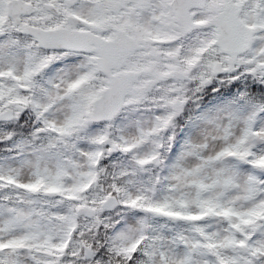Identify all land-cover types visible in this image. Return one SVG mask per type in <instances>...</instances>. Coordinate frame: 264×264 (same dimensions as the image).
<instances>
[{
	"label": "rangeland",
	"instance_id": "obj_1",
	"mask_svg": "<svg viewBox=\"0 0 264 264\" xmlns=\"http://www.w3.org/2000/svg\"><path fill=\"white\" fill-rule=\"evenodd\" d=\"M249 9V22L257 26L256 42L249 56L234 60L212 59L201 67L193 65L189 72L193 70L197 76L220 74L244 64L250 71L264 77V1L257 3L251 0ZM8 28L11 35L9 24L3 29L5 33H0L4 42L0 44V110L9 108L17 117L22 110L31 109L41 122L42 129L37 131L42 135V141H47V146L34 152L23 142L25 156L3 160L0 179L11 177L15 184L26 185L36 173L53 175V183L57 178L66 180L60 185L64 183V191L70 194L74 186L85 189L78 185L85 181L87 172H91L88 185L97 181L95 169L99 154L104 151V157L111 158L113 154L109 153L108 146L114 145L121 154L109 162L118 163V159L121 162L125 155H129V160L116 166L117 174H135L137 169L143 176L149 172L156 176L161 173L167 187L159 202L165 200L171 204L172 212H180L176 207L180 201L187 218L198 217L200 212L217 214V220L209 224L206 236L211 238L213 248L217 247L219 261L235 258L233 250H227L228 238L234 241L253 239L254 249L260 252L256 259L264 264V222L261 220L264 218V172L261 170L264 162V114L258 107L243 104L238 109L225 103L205 108L182 136L170 143L167 131L163 135L160 130L156 131L157 128L164 130L162 127L168 125L167 108L174 99L169 87H163L155 107H149L153 100L149 98L137 108L124 111L112 128L90 125L79 132L81 126L73 128L74 124L80 121H83V126L86 124L84 118L99 95L95 91L96 86H88L82 81L83 58L43 54L35 47L31 51V46L10 39ZM97 85L101 87L100 83ZM19 92L24 96L21 97ZM178 95L179 92L175 93V97ZM171 119L172 114L169 123ZM56 134H59L61 142H58ZM52 146L53 153L49 151ZM243 154L248 157L246 164L240 162ZM152 157H156L159 164L141 169V162ZM132 182L130 196L152 189L144 180ZM198 188L204 190L200 197L197 196ZM59 203L53 213L54 237L66 228L67 223L62 220L67 219L70 211L68 206ZM205 203L202 208L198 207ZM207 205L210 210L204 208ZM21 214L25 215V212L21 210ZM8 215L6 205H0V236L3 234L1 226L5 223L14 229H22L21 223L12 224L11 220H6ZM22 223L29 222L23 219ZM126 229L121 236L128 238L130 231ZM184 239L188 240L187 234ZM185 243L188 245L190 241Z\"/></svg>",
	"mask_w": 264,
	"mask_h": 264
},
{
	"label": "flooded vegetation",
	"instance_id": "obj_2",
	"mask_svg": "<svg viewBox=\"0 0 264 264\" xmlns=\"http://www.w3.org/2000/svg\"><path fill=\"white\" fill-rule=\"evenodd\" d=\"M170 1L0 0V21L9 23L13 32H20L23 27H34L46 31L64 29L89 37L96 36L94 29H98L99 38L105 41L111 40L114 35L123 38V33L130 39L127 42H136L143 48L125 60L120 69L140 71L141 75L148 71L165 76L168 84L182 85L186 76L184 69L191 58L187 54L191 52L192 57L199 56L198 51H193L195 46L211 43L213 30H195L181 37L169 7ZM233 1L223 0L218 5L214 0H206L202 10L189 11L191 22L205 21L218 6ZM12 7L18 13L13 19L8 12ZM86 58L89 67L93 57L86 55ZM202 58L199 57V60ZM170 64L174 66L169 67ZM96 75L105 81L101 74L96 72ZM205 77L204 81L207 80ZM48 177L49 183L43 189H26L19 206H11L12 202L8 201L10 206L6 205L9 213L6 220H16L22 224V229L1 226L0 264H53V175ZM169 208L162 209L158 219L136 210L131 217L133 226L128 238L121 236L123 227L111 232V221L102 216L99 221L97 264H194L192 259L184 260L180 258L182 254L174 253L173 245L178 240L175 227L180 230V236L184 232L180 217L174 215L171 219ZM21 210L25 215L21 214ZM112 217L117 218L116 222L119 220L118 213ZM23 219L29 223H22ZM170 223L174 227L173 232H170ZM206 225L200 228L209 231L210 228L205 229ZM204 239L207 241V238ZM89 257L83 262L94 264ZM253 264L256 262L253 261Z\"/></svg>",
	"mask_w": 264,
	"mask_h": 264
},
{
	"label": "water",
	"instance_id": "obj_3",
	"mask_svg": "<svg viewBox=\"0 0 264 264\" xmlns=\"http://www.w3.org/2000/svg\"><path fill=\"white\" fill-rule=\"evenodd\" d=\"M221 19H225L224 16H221ZM218 22H221L220 18ZM241 24L237 21V12L231 16H229L227 25L222 27L221 31L218 34V46L221 51L228 52V47L225 45V40L227 38L228 32L230 30H235L234 32V40L235 42L245 41L246 34L242 31ZM33 38L38 41L39 45L45 49H53V48H66L70 50H82L81 43H76L73 41L64 42L62 36H58V34H42V33H32ZM57 38V40H56ZM222 40L224 43H222ZM79 47V48H78ZM109 81L107 88L101 93L98 99L94 102L92 107V120L93 121H111L116 115L120 112V110L130 104L138 103L151 89V84H145L138 86L134 89L129 86V84H123L121 81L122 78L119 76L112 77ZM126 95H130V100L127 103L123 102V99ZM9 114L7 111H4L0 115V120H9ZM111 200H108L106 204H110Z\"/></svg>",
	"mask_w": 264,
	"mask_h": 264
},
{
	"label": "trees",
	"instance_id": "obj_4",
	"mask_svg": "<svg viewBox=\"0 0 264 264\" xmlns=\"http://www.w3.org/2000/svg\"><path fill=\"white\" fill-rule=\"evenodd\" d=\"M256 87V86H255Z\"/></svg>",
	"mask_w": 264,
	"mask_h": 264
}]
</instances>
